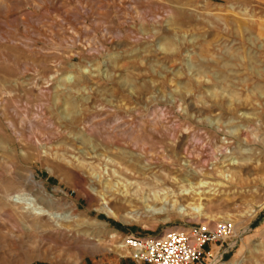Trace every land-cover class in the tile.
<instances>
[{
	"label": "rangeland",
	"instance_id": "1",
	"mask_svg": "<svg viewBox=\"0 0 264 264\" xmlns=\"http://www.w3.org/2000/svg\"><path fill=\"white\" fill-rule=\"evenodd\" d=\"M262 22L264 0H0V80L9 82V94L0 88V195L32 176L58 205L42 220L26 208L35 218L23 221L0 204V264H145L120 249L122 239L220 223L235 232L206 246L207 264L263 261ZM74 71L92 80L71 89ZM55 99L49 112L85 124L70 134L39 125L42 135H32L22 120ZM92 124L90 154L78 137ZM124 181L210 183L200 190L203 204L214 203L210 218L125 222L144 207L121 194Z\"/></svg>",
	"mask_w": 264,
	"mask_h": 264
},
{
	"label": "bare ground",
	"instance_id": "2",
	"mask_svg": "<svg viewBox=\"0 0 264 264\" xmlns=\"http://www.w3.org/2000/svg\"><path fill=\"white\" fill-rule=\"evenodd\" d=\"M257 25L259 27L258 37L260 39H264V23L262 22ZM248 30L251 31V22L247 21L244 24H240L238 26L239 37L244 39L245 34ZM74 73H75V82L71 86V89L73 88L79 89L83 85L87 84L90 80H92L91 76H86L84 73L75 72V71ZM17 86L20 89L21 87L22 88L25 87L22 83L17 84ZM35 87L39 89L38 93L44 97L45 94H44V90L41 87V83L37 82L35 84ZM62 87H65V90H61L62 93H65L67 90L70 89L68 85L65 84V81H62V83L58 86V89ZM0 88H1V94H9V82L3 83V81L0 80ZM58 96L56 97L57 99L59 98ZM57 99H55L52 102L50 101L47 106L45 105L40 106L39 111L41 112L42 115H39L32 119L29 117H26L22 120L21 122L22 124L28 123L30 125V130H31L32 135L34 136L39 135L38 133L42 135V132L40 131V129H38L39 125L48 126L51 128L52 131L57 132L58 134L62 128L63 133L70 134L69 132L70 127H73L77 124H85L86 119L83 116H80V117L76 116L74 118L68 119V118H63L62 116L54 114L52 112H49L52 108H54L57 102ZM64 106L65 108L75 107L76 104L75 102H70V100L66 99L64 101ZM189 106H190L189 108L195 107L192 104ZM119 120L120 119H118L116 122H113V123L117 125L118 127H121V125L119 124ZM5 122L9 128L13 129V131L17 133V129L12 122H10L8 119H6ZM95 126H96L95 124H92L89 129L85 128L84 129L85 133L80 134L81 138L78 137L79 139L78 144H80L84 149L89 150L90 154L94 153L95 150H97L96 146H93V148L88 147V143H94L97 140V137L94 134ZM30 148H28L27 152L32 151V149ZM121 155L122 157H124L122 159L124 161L128 154L125 152H122ZM138 159L140 160V158ZM136 160L137 159H135V161ZM141 164L142 163L139 164L140 165L138 166L139 168L138 167L134 168V166L133 168L138 173L142 172L143 174H146L147 167L146 165H143L144 163L142 164L143 166H141ZM174 182H177V181L174 180ZM181 184L182 185L179 187L178 190H174V189L166 188V187H151L150 185H147L144 183L142 184L129 183L128 181H124L121 185L123 189L121 191V194L125 197L134 198L138 203H140L144 207L143 208L144 213L138 210H134L130 213L132 216L130 215L131 217L127 216V218L126 217L123 218V221L129 222V223L130 222L142 223L144 216L154 217V216H165V215H168V216L178 215L182 219H205V220L209 219L210 218L209 210L214 203L212 200H210L208 201V203L203 204L202 196L205 193L200 192V190L206 189L207 187L211 188V186L213 185L207 182H203V181H200L196 185L195 184H185V182L183 181L181 182ZM108 187H111V184H109ZM30 196H34L35 199H28V197ZM0 204L2 205L3 208H12L13 210H15L18 217L23 221L29 217H32L31 219L35 218L33 217L34 214L25 213L24 210L26 208L28 210H32V212L35 213V216L38 217L40 220L41 218L52 216L53 214H51L52 213L51 211L58 207L57 203H55L52 200V198L49 197L48 191L44 189L42 185L38 184L35 181V178L32 176L28 177L25 181H21L14 185H6L5 187H3V191L0 195ZM38 205H40L41 207L37 208ZM119 208L121 209L120 206ZM105 209L110 214L115 215L114 210L110 209L107 204H106ZM227 221L229 220L227 219L226 222Z\"/></svg>",
	"mask_w": 264,
	"mask_h": 264
},
{
	"label": "built area",
	"instance_id": "3",
	"mask_svg": "<svg viewBox=\"0 0 264 264\" xmlns=\"http://www.w3.org/2000/svg\"><path fill=\"white\" fill-rule=\"evenodd\" d=\"M234 232L231 223L213 227L208 224L190 231L170 230L159 237L127 236L122 239L120 248L138 263L207 264L206 246L223 244Z\"/></svg>",
	"mask_w": 264,
	"mask_h": 264
},
{
	"label": "crops",
	"instance_id": "4",
	"mask_svg": "<svg viewBox=\"0 0 264 264\" xmlns=\"http://www.w3.org/2000/svg\"><path fill=\"white\" fill-rule=\"evenodd\" d=\"M238 261H236V263H237ZM241 262V261H240ZM235 263V264H236ZM242 263V262H241ZM237 264H239V263H237ZM259 264H264V260L263 261H261Z\"/></svg>",
	"mask_w": 264,
	"mask_h": 264
}]
</instances>
